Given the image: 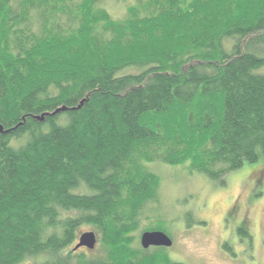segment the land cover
Wrapping results in <instances>:
<instances>
[{
  "label": "trees",
  "instance_id": "trees-1",
  "mask_svg": "<svg viewBox=\"0 0 264 264\" xmlns=\"http://www.w3.org/2000/svg\"><path fill=\"white\" fill-rule=\"evenodd\" d=\"M102 1L0 0V264H181L139 243L150 164L264 158V0Z\"/></svg>",
  "mask_w": 264,
  "mask_h": 264
},
{
  "label": "rangeland",
  "instance_id": "rangeland-1",
  "mask_svg": "<svg viewBox=\"0 0 264 264\" xmlns=\"http://www.w3.org/2000/svg\"><path fill=\"white\" fill-rule=\"evenodd\" d=\"M135 2L103 0L99 7L114 19L123 20ZM150 167H154L160 183L156 203L149 206V218L141 220V228L160 224L166 230L172 241L168 253L173 262L245 264L246 253L232 258L226 248L245 221L246 230L255 235L258 261L264 264V158L259 156L255 163L229 173L223 178L224 184L202 174L189 175L183 167L158 163ZM235 249L238 252L240 247Z\"/></svg>",
  "mask_w": 264,
  "mask_h": 264
},
{
  "label": "water",
  "instance_id": "water-1",
  "mask_svg": "<svg viewBox=\"0 0 264 264\" xmlns=\"http://www.w3.org/2000/svg\"><path fill=\"white\" fill-rule=\"evenodd\" d=\"M81 105V104H80ZM80 107V106H79ZM65 109L56 110L50 116H55L56 114L64 112ZM37 121L42 122L44 116L36 117ZM0 133H2V128L0 127ZM139 243L142 249L148 250L150 248H164L169 249L172 246V241L168 235L163 232H144L140 235ZM97 244L96 235L93 232H86L80 235L77 240V244L73 248V251H77L84 248L88 251H93Z\"/></svg>",
  "mask_w": 264,
  "mask_h": 264
},
{
  "label": "flooded vegetation",
  "instance_id": "flooded-vegetation-1",
  "mask_svg": "<svg viewBox=\"0 0 264 264\" xmlns=\"http://www.w3.org/2000/svg\"><path fill=\"white\" fill-rule=\"evenodd\" d=\"M245 225L247 223L244 221L242 225L236 230L235 235L233 236L232 242L230 246L226 244V248L228 249L227 253L231 255V257L236 258L237 256H243V254L246 253L247 260L245 264H261L258 261L256 251L258 249L257 242L255 241V235L252 233H249ZM247 227V226H246ZM244 230L246 233H248L247 237L240 238L237 234L238 230ZM249 229V228H248ZM240 247L239 251L237 252L235 248ZM259 251V250H258ZM248 262V263H247ZM243 264V263H242Z\"/></svg>",
  "mask_w": 264,
  "mask_h": 264
}]
</instances>
